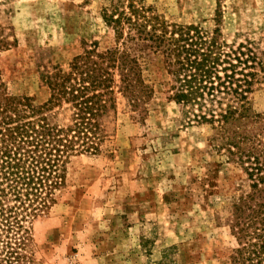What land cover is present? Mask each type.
Masks as SVG:
<instances>
[{"label":"rangeland","instance_id":"rangeland-1","mask_svg":"<svg viewBox=\"0 0 264 264\" xmlns=\"http://www.w3.org/2000/svg\"><path fill=\"white\" fill-rule=\"evenodd\" d=\"M110 1L0 0L7 91L43 103L51 94L45 75L66 69L95 40L111 46L102 17ZM145 2L171 22L217 31L224 43L251 45L264 57V0ZM141 63L154 90L149 111L134 112L119 97L100 151L71 158L56 202L34 223L35 264H235L241 240L231 210L253 190L247 163L169 97L161 52L144 51ZM248 103L264 114V79Z\"/></svg>","mask_w":264,"mask_h":264},{"label":"trees","instance_id":"trees-1","mask_svg":"<svg viewBox=\"0 0 264 264\" xmlns=\"http://www.w3.org/2000/svg\"><path fill=\"white\" fill-rule=\"evenodd\" d=\"M102 17L114 43L95 40L66 69L45 75L47 101L14 95L0 79V264H35L34 223L56 202L71 158L100 151L118 98L149 111L154 90L141 63L148 49L163 54L169 97L185 117L211 124V140L247 163L253 190L232 205L241 240L233 260L264 264V114L248 103L264 79V57L251 45L224 43L217 31L171 22L145 0H111Z\"/></svg>","mask_w":264,"mask_h":264}]
</instances>
